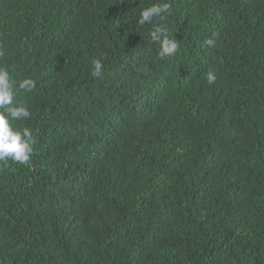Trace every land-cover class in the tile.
<instances>
[{"label":"trees","instance_id":"1","mask_svg":"<svg viewBox=\"0 0 264 264\" xmlns=\"http://www.w3.org/2000/svg\"><path fill=\"white\" fill-rule=\"evenodd\" d=\"M0 67L36 81L0 264H264V0H0Z\"/></svg>","mask_w":264,"mask_h":264},{"label":"clouds","instance_id":"2","mask_svg":"<svg viewBox=\"0 0 264 264\" xmlns=\"http://www.w3.org/2000/svg\"><path fill=\"white\" fill-rule=\"evenodd\" d=\"M134 2V0H133ZM167 3H153L139 11L138 24L153 25L151 37L160 44L159 56L161 58L174 55L178 50V42L175 38H169L166 34V27L154 23L157 17L163 19L167 13ZM208 45H214L213 39L205 41ZM92 75H102L103 63L99 59L93 60ZM213 72L207 73L208 83L215 81ZM36 88V81L31 78H24L17 83L9 71L0 67V162L9 159L20 164L28 165L33 153V136L28 127H17L12 122L26 120L31 117L30 109L17 100L18 92L21 90L31 92Z\"/></svg>","mask_w":264,"mask_h":264}]
</instances>
